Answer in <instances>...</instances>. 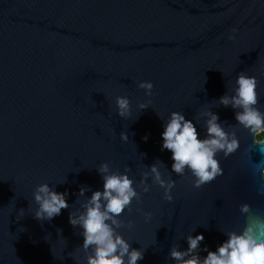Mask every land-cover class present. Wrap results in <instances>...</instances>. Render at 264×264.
Masks as SVG:
<instances>
[{
    "label": "water",
    "instance_id": "obj_1",
    "mask_svg": "<svg viewBox=\"0 0 264 264\" xmlns=\"http://www.w3.org/2000/svg\"><path fill=\"white\" fill-rule=\"evenodd\" d=\"M241 71L257 77L264 111V0H0V264H86L82 229L68 217L102 189L104 162L127 170L139 193L118 229L143 250L137 264H175L170 249H186L197 232L201 248L215 250L222 230L244 223L242 202L264 215L257 134L218 100L233 94ZM141 80L153 82L151 97ZM117 95L131 100L127 118L116 113ZM172 111L193 120L201 137L205 113H218L240 139L235 153H218L222 175L199 188L189 172H172L171 152L161 150ZM154 163L175 182L171 201L152 181ZM43 182L67 192L69 206L50 221L33 215L32 193Z\"/></svg>",
    "mask_w": 264,
    "mask_h": 264
},
{
    "label": "clouds",
    "instance_id": "obj_2",
    "mask_svg": "<svg viewBox=\"0 0 264 264\" xmlns=\"http://www.w3.org/2000/svg\"><path fill=\"white\" fill-rule=\"evenodd\" d=\"M257 77L245 71L239 72L235 77L233 94H223L218 100L225 107L231 106L237 124L250 134L256 135L255 149L261 154V159L253 162L255 171L264 176V111L256 107L258 104ZM137 87L145 92L146 97L153 95V82L141 80ZM151 100L138 104L145 109ZM115 110L117 115L127 118L131 114V100L127 95L115 97ZM206 134L201 137L197 131L196 123L186 119L181 111H172L162 124L160 133L161 150L171 152V171L181 176L189 172L193 177L192 185L199 188L206 182L222 175L218 153L228 157L240 147V139L235 131H227L219 120L218 113L208 111L205 113ZM147 139V136L144 137ZM121 139L127 140V134L122 132ZM152 181L164 189L163 199H173L172 190L175 182L163 179L157 164L149 166ZM103 180L102 189L93 190L91 196L82 204V210L69 213V223L79 225L82 229L83 242L81 247L90 250L86 264H137L144 257L140 248L133 247L125 236L118 231L124 224L120 219L133 199L139 198L135 181L124 172L111 171L107 162L101 163L97 168ZM149 173L143 174L141 183L143 191H148L145 183ZM87 189L81 187L79 194L84 195ZM37 207L34 218L40 221L52 220L67 208V192L57 191L48 182L38 183L32 193ZM239 212L245 217L244 223L238 228L227 231L220 243L211 250L207 245L201 248L204 234L197 232L186 237L187 248L172 247L169 255L175 264H264V215L253 214L251 205L242 202L238 205ZM21 217L23 209L19 210ZM145 220L151 217V212L143 213ZM131 221L128 226L131 227ZM199 249V250H198ZM201 251L206 255H201Z\"/></svg>",
    "mask_w": 264,
    "mask_h": 264
},
{
    "label": "rangeland",
    "instance_id": "obj_3",
    "mask_svg": "<svg viewBox=\"0 0 264 264\" xmlns=\"http://www.w3.org/2000/svg\"><path fill=\"white\" fill-rule=\"evenodd\" d=\"M257 135H259V134H257Z\"/></svg>",
    "mask_w": 264,
    "mask_h": 264
}]
</instances>
